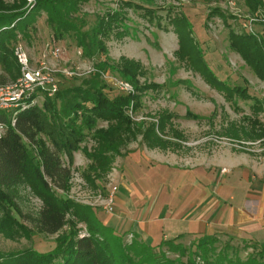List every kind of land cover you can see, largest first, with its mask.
<instances>
[{
    "label": "rangeland",
    "instance_id": "rangeland-1",
    "mask_svg": "<svg viewBox=\"0 0 264 264\" xmlns=\"http://www.w3.org/2000/svg\"><path fill=\"white\" fill-rule=\"evenodd\" d=\"M36 1L27 0L25 9L32 11ZM112 12L123 18L106 40L107 58L115 65L125 59L139 64L136 80L143 90L134 89L139 102L128 113L132 125L121 134L120 155H111L108 169L93 170L98 162L91 155L99 144L89 133L71 164L63 155L72 175L68 191L59 194L93 209L106 236L115 239L110 242L114 258L124 252L132 264H188V253L179 255L175 246L188 249L211 236L217 240L209 243L215 255L227 254L196 257L198 264L246 261L254 253L252 245L264 250V80L233 49L230 37L252 34L263 42L264 5L250 6L246 0H88L78 15L89 30L97 15ZM176 19H187L181 32ZM28 32L19 34L15 49L22 46L33 66L46 49L61 47L62 57L49 58L50 64L80 66L83 72L96 68L98 58L79 55L73 36L54 37L44 11ZM181 40L195 52L180 54ZM197 56L202 64L195 65ZM209 75L219 84L210 83ZM106 76V92L113 99L121 94L115 87L118 79ZM86 77L62 78L63 87L79 85ZM108 127L98 122L97 129ZM152 127L167 142L164 147L146 139ZM113 193V211H108L105 205ZM11 194L18 208L12 214L23 227L15 226L11 235L0 232V253L46 254L64 234L88 235V224L74 211L58 235L40 233L28 218L37 217L42 202L26 185ZM97 238L106 237L98 233ZM257 257L264 262V255Z\"/></svg>",
    "mask_w": 264,
    "mask_h": 264
},
{
    "label": "trees",
    "instance_id": "trees-1",
    "mask_svg": "<svg viewBox=\"0 0 264 264\" xmlns=\"http://www.w3.org/2000/svg\"><path fill=\"white\" fill-rule=\"evenodd\" d=\"M12 1V4H8L5 0H0V86L19 79L21 68L15 55V46L19 41V34L29 35L28 29L41 11L47 14V23L56 39L73 36L82 57L89 60L98 58V62L96 71L78 82L79 85L64 88L65 81L62 78L65 77L60 75V87L56 95L46 97L42 105L20 111L14 126L11 125L10 114L0 111V122L8 125L0 140V232L11 235L15 226L23 227L12 214V209L18 208L14 195L11 194L22 185L28 186L42 202L37 217L28 218L40 233L58 235L66 227L67 217L73 211L74 216L80 217L89 226L86 236H79L75 231L61 236L57 247L50 253L42 254L34 250L10 255L0 253V264H114L120 263V260L121 264L126 260L127 263L129 261L128 264H132V260L124 252H119L120 258H114V248H111L110 243L114 238L106 236L103 227L94 217L92 208L76 206L66 196L59 194V191H68L72 175L71 167L63 162V155L71 164L73 153L79 149L88 134L92 133L93 139L99 144L97 154L91 155L98 162L97 167L92 169L106 170L109 168L111 155L121 153L119 146L124 141L121 134L130 131L132 120L128 113L137 109L139 96L119 94L110 98L106 92L110 87L109 81L104 77L108 73L130 82L135 91L143 90L136 80L141 69L139 64L125 59L121 64L115 65L107 58L106 40L119 27L118 23L123 17L118 12L97 15L91 29L84 30L86 23L78 13L80 4L88 0H37L32 11L25 9L27 0ZM253 2L260 7L264 5L263 0H246L250 6ZM149 16L152 19L153 12L149 11ZM174 22L178 32L183 31V27L187 25V19H176ZM230 40L233 49L264 80V41L259 42L252 34L237 36L234 33ZM183 43L185 41L181 40L180 54L195 52L185 49ZM197 57L196 60L194 58L195 65L202 64V58ZM209 77L210 83L219 84L215 77ZM227 90L231 92L230 89ZM238 91L244 97L247 96L245 89ZM190 117L195 116L190 114ZM99 121L109 124L108 129H97ZM146 139L159 147H164L167 143L154 131V127L147 131ZM98 233L106 237L104 242L97 238ZM212 238L204 236L188 249L181 244L175 246V250L181 256L188 253V264H198L196 257H225L227 252L224 250L225 254L215 255L216 248L209 246L214 239ZM216 242L215 238L213 245ZM113 246L121 247L116 244ZM252 247L254 253L251 258L244 262L238 260V264H264L257 257L258 255L263 259L264 250Z\"/></svg>",
    "mask_w": 264,
    "mask_h": 264
},
{
    "label": "built area",
    "instance_id": "built-area-1",
    "mask_svg": "<svg viewBox=\"0 0 264 264\" xmlns=\"http://www.w3.org/2000/svg\"><path fill=\"white\" fill-rule=\"evenodd\" d=\"M63 52L64 50L61 47H56L53 50L46 49L38 61V65L33 66L31 59L22 46L19 45L15 49L21 75L16 82L0 86V111H6L10 114L12 126L15 125L16 116L20 111L39 105L46 97L52 98L56 95L60 87V75L67 79H74L89 76L96 71L95 68H90L83 72L80 66L60 68L57 65L50 64L49 58L59 60ZM78 53L82 56L81 50ZM104 77L107 79L106 75ZM115 85L121 94L132 95L134 93V87L124 80H116ZM7 129L8 125L0 122V140L4 137ZM113 196L114 193L106 202L105 209L108 211H113Z\"/></svg>",
    "mask_w": 264,
    "mask_h": 264
},
{
    "label": "crops",
    "instance_id": "crops-1",
    "mask_svg": "<svg viewBox=\"0 0 264 264\" xmlns=\"http://www.w3.org/2000/svg\"><path fill=\"white\" fill-rule=\"evenodd\" d=\"M251 196V195H250ZM251 197H255V196H251ZM242 212V211H241ZM260 227V226H259Z\"/></svg>",
    "mask_w": 264,
    "mask_h": 264
}]
</instances>
